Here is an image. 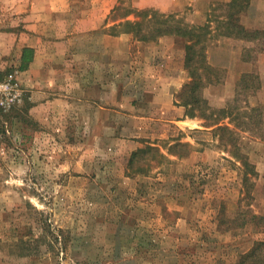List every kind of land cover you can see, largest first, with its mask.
Here are the masks:
<instances>
[{
    "label": "rangeland",
    "instance_id": "obj_1",
    "mask_svg": "<svg viewBox=\"0 0 264 264\" xmlns=\"http://www.w3.org/2000/svg\"><path fill=\"white\" fill-rule=\"evenodd\" d=\"M48 1L0 0V264L237 263L264 240V39L219 34L231 0L107 6L106 30L140 41L126 22L142 23L140 35L153 15L208 25L207 112L233 110L220 119L233 131L211 129L213 141L184 131L179 112L139 111L148 70L130 35L109 39L105 68L80 63L98 44L85 50L67 33L97 6L80 0L60 14ZM241 22L264 29V0H250ZM87 76L105 80L90 99ZM150 145V164H137L147 171H132V153ZM234 151L256 172L247 182ZM246 264H264V245Z\"/></svg>",
    "mask_w": 264,
    "mask_h": 264
},
{
    "label": "crops",
    "instance_id": "obj_2",
    "mask_svg": "<svg viewBox=\"0 0 264 264\" xmlns=\"http://www.w3.org/2000/svg\"><path fill=\"white\" fill-rule=\"evenodd\" d=\"M77 1L80 0H51V2L48 1V9H54L55 11H58L57 13L61 14L67 10L69 11V9L71 10L72 8L68 6H71L73 2L76 3ZM85 1L90 5L97 7L93 8L92 14L89 18L88 16L85 17V15H83L82 21L86 24L83 22L79 30L68 32L67 36L71 38V41L73 40L74 42L79 43L82 41L84 43L85 50L87 47L91 48V42L94 41L95 44H98L97 49L99 50V53L94 58H92L90 54L85 55L84 57H77L82 60L80 63H83V65L89 69H93L94 67L101 69L102 66L105 68L108 60L107 47L109 45V39L116 36L114 37L116 38L115 40L123 43L122 41L124 39V35H130L132 37V50L134 52L137 51L138 53H141L142 56H146V61L142 64L143 69L148 70L146 71L147 77L137 81L139 83V89H136V92L138 91V95H140L138 98L139 111L163 112V115L167 118H171L169 116L170 114H168L169 112H179V116L175 119H177L176 122L183 123L181 127L184 131L204 134L207 136L205 139L211 138L210 140L214 141L211 129L215 130L217 125H202L200 123L201 120L198 117L199 115H188V109L183 104L180 97V93L182 92L184 86L191 80V77L185 67V39L179 35L165 34L159 37L157 40L158 42L156 40H152V43L149 44L150 41H140L139 39L135 40V35L132 33L121 32L120 34L112 35L106 30V17L107 6L113 4L115 0ZM141 1V7L164 6L163 8L168 10L174 8L175 6L177 7L181 3L180 0H165L166 2L161 0ZM185 1L188 2L189 0ZM80 46H78L79 49L82 48H80ZM150 49L151 51H148ZM145 50H147V55ZM145 80H147V82H145ZM93 82L95 85L99 86L101 92L103 91L102 86L105 84V80H103L102 77L99 76V78H93L92 76H87L83 85L84 97L87 99L91 98ZM232 82L235 83V80L231 81V83ZM42 83L45 82L42 81ZM144 84H146L145 87ZM252 246H246V248L241 250L239 255L248 252ZM232 260H234V258H232Z\"/></svg>",
    "mask_w": 264,
    "mask_h": 264
},
{
    "label": "trees",
    "instance_id": "obj_3",
    "mask_svg": "<svg viewBox=\"0 0 264 264\" xmlns=\"http://www.w3.org/2000/svg\"><path fill=\"white\" fill-rule=\"evenodd\" d=\"M250 6V0H231L224 4V18L220 21L219 32L222 36L242 38L248 40H261L264 39V29H250L246 28L241 22L242 14ZM149 12L150 10H146ZM149 14V13H147ZM153 15L155 19V25L153 28H149V32L140 35L139 31L142 28V23L139 22H126L125 24H131L132 30L136 31L137 37L143 40H157L160 36L165 34L179 35L185 39V67L191 77V80L184 86L180 93L183 104L187 107V114L190 116L199 115L205 119H213L212 124H216L215 130L220 132H231L233 131L229 126L220 124V119L224 116L228 117L233 114L231 109L220 110L219 113L207 112L208 110L213 111L214 109L210 106L209 101L203 94V88L207 86L211 80L209 78V72L213 70L207 60V34L208 25L189 24L184 20L176 18L171 14ZM152 16V17H153ZM131 26V27H132ZM130 26H126L129 30ZM128 32V31H124ZM199 111V112H197ZM8 117V114H4ZM214 115H216L214 117ZM248 130V129H247ZM232 139L235 146V150H239L237 142ZM155 149L154 146H145L134 151L129 159L128 166L135 169L137 172L147 171L145 166H137V164L144 159L147 164H150L151 157H147V154ZM234 155L241 159L244 166V180L248 181L249 173L253 172L252 164L247 160L246 156L239 154L238 151H234ZM164 157V156H163ZM148 160V161H147ZM169 161V158H168ZM134 174L136 172H133ZM264 245L263 241H255L254 246L246 253L240 256L239 261L236 264H246L248 259L252 258L256 253L260 252L261 247Z\"/></svg>",
    "mask_w": 264,
    "mask_h": 264
}]
</instances>
